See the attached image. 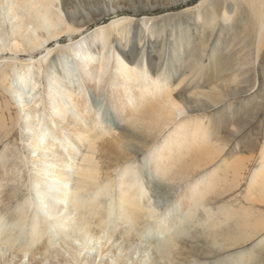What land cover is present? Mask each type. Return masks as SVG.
I'll list each match as a JSON object with an SVG mask.
<instances>
[{"label": "bare ground", "instance_id": "6f19581e", "mask_svg": "<svg viewBox=\"0 0 264 264\" xmlns=\"http://www.w3.org/2000/svg\"><path fill=\"white\" fill-rule=\"evenodd\" d=\"M55 1L0 0V82L13 88L15 94L28 96L21 105L24 121L31 120L28 127L31 136L25 141L30 150L25 148V158L35 165L31 180L34 193L21 200L9 214L6 211L18 193L17 188L10 185L17 177L18 166L9 165L8 160L1 165L0 243L5 249L0 250V264H128L129 251L117 260L104 258L109 251L107 240L111 238L106 228L114 221L117 228L121 226L120 237L114 240L117 248L132 244L133 236L153 224L159 229L153 245L155 264H182L178 260L182 254L180 243L182 238L186 239L188 231L184 233L183 227L174 228L165 216L172 211V219L177 216V219L193 220L200 207L205 217L197 220L201 227L199 232L207 233L211 244L217 247H221L220 236L224 243L234 245L263 230L264 218L254 216L258 214L254 210L250 209L251 213L242 209L243 218L238 219V226L228 231L223 221L204 206L208 193L220 184H229V176L217 175V166L194 177L183 189L179 188L171 211L154 210L150 195L143 197L145 186L138 183L140 180L150 183L149 175L155 178V186L164 182L172 186L175 180L187 181L195 172L217 160L229 145L230 136L243 130L246 116L258 118L264 111V0H204L199 7L144 17L140 19L141 24L149 28L145 44L141 43L139 26H132L130 16L98 24L72 48L83 49L82 58L75 66L65 69L64 64L51 61L55 69L46 75L47 85H42L39 93L41 71L33 77L31 70L22 67L27 63L19 57L32 58L52 42H59L65 34L86 29L95 17L87 16L85 10L103 1L121 3L123 0H60L59 4ZM163 20L172 22L167 35ZM129 35H132L131 41ZM113 38L116 45L110 52L108 47ZM8 53L11 56H7ZM50 53L49 48L43 59ZM97 54V59L90 62ZM73 68H78L76 73ZM255 69L257 82L251 81ZM59 76L63 81L55 86ZM88 77L93 87V82L97 87L107 82L113 85L115 94L108 101L123 115L126 127L119 129L108 124L96 129L95 124L100 120L91 113L95 103L88 97H80L83 82ZM256 85V92L252 93ZM65 88L66 102H71L78 114L88 119V124L70 114L58 96V90L63 92ZM243 95L249 98L239 104L241 112L243 108L246 110V115L239 119L240 127L232 128L230 118L235 113L222 114L220 119L211 117L207 124L200 117L183 119L193 112L220 107ZM231 104V101L226 103L222 111L228 110ZM5 124L0 113V131L8 134ZM171 124L175 127L163 137L159 148L145 157L143 165L147 169L143 168L140 174L134 169L135 165L120 170L115 185H119V190L115 194L110 173L119 165L121 157L118 155L122 154L123 159L126 155L133 156L136 153L133 148L147 147ZM218 128L226 134H220ZM135 130L140 131V135L135 134ZM107 136L117 144L113 145ZM262 137L264 140V134ZM58 139L63 145L57 143ZM136 141L140 144L134 143ZM113 146L121 153L117 155ZM258 153L264 154V141ZM111 155H115V159L111 160ZM48 157L51 158L48 160ZM228 164L225 163L226 169ZM243 164L242 158L230 162L232 183L237 182ZM113 166L115 168L111 169ZM260 169L263 173L258 171V175L251 177L255 181L248 195L250 203H264V166ZM48 196L51 201L47 200ZM5 218L8 220L2 224ZM27 224L29 241L23 243L19 235L25 233L23 227H28ZM222 228L225 233L220 232ZM260 240L255 248L228 253L212 263L251 264L255 259L254 250L264 247V239ZM34 244L35 248L31 249Z\"/></svg>", "mask_w": 264, "mask_h": 264}, {"label": "rangeland", "instance_id": "374dc122", "mask_svg": "<svg viewBox=\"0 0 264 264\" xmlns=\"http://www.w3.org/2000/svg\"><path fill=\"white\" fill-rule=\"evenodd\" d=\"M59 1L60 0H56L55 3L59 4ZM201 1H204V0H185L182 2L175 1V0H159V1L158 0H129V1L123 0L121 3L114 2V1L112 2L103 1L99 3L97 6H95L94 8H92L91 10H85L87 11L86 12L87 16H90V18L95 17L93 20V23L87 24L86 29L84 30L81 29L79 31L69 32L65 34L64 37L59 42L57 41L52 42L48 48L46 49L44 48L34 53L32 58L26 55L19 57L21 58L20 60L22 62L27 63L26 65H23L22 67L25 69L31 70L32 71L31 75L33 77L36 76V73L38 75L39 71H41V73L39 74L41 78L39 82L40 87L38 88L39 89L38 92L40 93L42 92V89H41L42 85L44 84L47 85L46 75L48 76V74H50L51 71L55 69L54 66H51V61L55 60L57 63L60 62L62 65L64 64L65 69L75 66V62L82 58L81 50L83 49L73 50L72 48L76 45V43H78L79 38H81L85 34H88L92 29H95L96 25L101 24L103 22L108 24L111 21V19L121 18V17H124V15L130 16L133 20L132 26L134 27L139 26V30L141 33V39H142L141 43L145 44L149 39V35H148L149 28H143L140 19H143L144 17L159 16L165 13L177 12L186 7H190V8L197 7V6L199 7ZM120 5L122 7H120ZM161 23L164 27V31L166 32V35L169 34L170 32L169 23H172V22L170 20H163L161 21ZM131 36L132 35H129L130 41L132 39ZM115 45H116V38H113L111 45L108 47L110 52L112 51L113 47H115ZM49 48L51 51L50 55L46 56L45 59H43V56L46 55ZM7 56H11V54L8 53ZM96 56H98V54L95 55L93 59L90 60V62L96 60L97 59ZM57 63H56V66H57ZM16 65L21 67L18 63H16ZM11 67H14V66L12 65ZM59 67L60 66H58V69L60 70ZM10 70L8 71L9 76L11 75ZM77 70L78 68L77 69L73 68V72L75 71L74 73H76ZM16 72L17 71H15V73ZM73 72L72 74H74ZM89 80L90 78L88 77L87 81L83 82V86L81 88L82 96L80 97L81 98L88 97L90 101H93L95 103V105H93L95 108L92 107L93 109L91 113L93 114L95 113L100 120L95 124L96 129L97 128L103 129L104 126L108 124L113 127L118 126L119 129L121 128L123 129L124 127H126L127 124L123 122V115H119L115 107L116 105L114 106L108 101L109 97L115 94L113 85H110L107 82V83H100L99 87H97V83L92 81L93 83H95L93 87L92 83L90 82L91 80L90 81ZM253 80L256 82L258 80V74L256 72V69L252 73L251 81ZM61 81H63V78H60L59 76L57 84H55V86H60L58 84ZM87 84L89 85V87H86ZM53 86L54 84H51V87ZM256 88H257V85L254 87L252 93L256 92ZM12 89L13 88L5 87L3 82H0V113L2 117L5 119V123H6L5 125L7 126L8 131H9L8 134H4L2 130L0 131L1 132L0 133V136H1L0 137V163H1L0 172L2 171L1 165H3L7 160L9 162L8 163L9 165L12 166L13 164H15L16 166H18V170L16 172L17 177L14 178L12 183L9 182V184L11 183L10 185H12L13 189L14 187L17 188L18 193L16 195V198L12 199L13 201L11 200L12 202H10L7 211L5 210L6 214L13 212V210H15L17 204L21 200H23L24 198L28 196H31L33 192V190H31V182H32L31 180L33 179V175L35 172L33 170L35 165L32 162L27 161L25 158L27 156V152L25 148L30 150V147L25 145L26 144L25 141L29 139L28 135L29 137L31 136V132H29L28 130L29 122L31 120H28V123L24 121V115H23L21 105L24 104L26 100H28V96H26V94L22 96L15 94ZM64 91H66V88L63 89V92L58 90V96L62 98L63 103L67 106L69 113L73 114L76 118H79V120L81 119L85 124H88V119H86V117H83L85 118L84 120L75 110L71 102L69 103L66 102V97L63 96ZM248 98H249L248 95H243L239 98L228 100L226 103L231 101L232 104L230 108L226 111L224 110L222 111L223 107L226 105L225 103L220 107L209 108L202 112L200 111L193 112L192 114L185 116V118L183 119H193L194 120L195 118L200 117L203 120H205L206 121L205 123L207 124V120L211 117H212L211 119H213L215 118V116H217V118L220 119L221 117H223V115L230 116L235 113L230 118V121L233 126L231 127L235 129L234 125H236V127L237 126L240 127V125L242 124L241 121L239 120L240 117L246 115L245 114L246 110H244V108L242 109V112L240 111L239 104L241 102L247 101ZM241 113H243L244 115H241ZM44 114L45 116L47 115L46 112H44ZM263 115H264V111L260 113V116H258V118L249 117L250 119H248L246 116L245 121H247L246 122L247 126L245 125L242 131L236 132L237 135L232 134L235 136L233 137L232 135L230 136L229 145L224 149V151L217 158V160H215L213 163L209 164L205 168L195 172L194 175L189 177L187 181L179 183L178 180H175L174 182L175 184L173 183L172 186L168 185L167 182H164L163 184L155 186V178L150 175L148 176V178L151 179L150 183L145 182V181L142 182L140 180L138 183L139 186L141 185L145 186L143 197L145 198L150 195L148 198L151 201L152 208L154 210L156 209L157 212H160V213L165 212L168 209H170L171 211L172 210L171 207L174 204V201L178 197L177 195L179 193L178 191L179 188L180 190L181 188L183 189L189 182L192 181L194 177H197L198 175H201V173L208 171L211 168H215L217 166L216 167L217 175L222 176L225 174L226 177L229 176L228 178L229 184H226L225 186H223V184H220L217 186V188L213 192H211V194L208 193L209 196L208 195L206 196L205 201H204V206L206 205L207 207L206 206L205 207L207 209H211L215 213L214 216L220 218L223 221V227L227 228L226 230L228 231H233L236 229V226H238V223H239L238 219L243 218L240 216V211L242 209L247 210L249 212H251V210L252 211L254 210L256 213H258V214H255L254 216L261 215L260 217L264 218V203L262 201H252L250 203L251 200H249V196H248L250 194L251 186L255 181V180H252L251 177L253 175L255 176L258 175V171H261L260 173H263L260 167L264 166V162H263L264 154L258 153L259 148L263 144V141H264L262 137L264 134ZM220 121H223V119H221ZM174 127L175 125L171 124L164 132H162L160 135L155 137V139H153V141L147 147L137 150L139 147L136 146L135 148H133V151H136V153L133 156L126 155L125 159H123L124 156L120 154L121 150L118 147L116 148V146H113V148L116 149L117 155L120 154L118 156L121 157L119 159L120 161H119V165L117 166V168L113 172L110 173L111 174L110 176L112 177L111 180L114 186L115 194L119 190L118 188L119 185L117 187L115 185H117L118 178H119L118 175H120L119 174L120 170L123 167L135 165L134 169H136L137 174H140L143 171L142 170L143 168L147 169L146 165L145 166L143 165L145 164V161H144L145 157L148 156L150 151L159 148L160 142L163 139V137L168 132L172 131ZM133 132L137 135H140V131L135 130ZM218 132L220 134H223V133L226 134L225 131L219 128H218ZM107 139L110 142H112L113 145L117 144L109 136H107ZM57 143L63 145L59 139L57 140ZM134 143L140 144V142L138 141ZM50 158L51 157H48V160ZM234 158L236 159L242 158L245 162V164L240 165V166H243L242 167L243 171L238 176L239 178L237 177V182L235 184L232 183L233 181L230 180L231 176H230L229 168H228L230 162L233 161ZM110 159L111 160L115 159V155H111ZM226 162L229 163L227 165L228 170L226 169V165H225ZM113 168H115V166H113L111 169ZM258 181L259 180H256V182ZM51 196H48L49 199L47 200L51 201L50 200ZM200 208L202 209V207ZM200 208H198L199 210L197 211L198 215L196 217H193V220L190 218L188 219L184 218V220L177 219V216L175 217V219H172V211L165 216V219L170 220L169 223L171 222L174 228L181 229L183 227L181 230L182 231L184 230L183 231L184 233L188 231V236L185 235L184 237H186V239L182 238L181 239L182 242L180 243V251L182 254L181 256L179 255L180 257H178V260L182 264L183 262L184 264H191V263L192 264H213L212 262H214L217 258L224 257L228 253L239 252L240 250L242 251V249H245V248H251V249L255 248L257 247L255 243L260 239L261 240L264 239V229L261 230L260 232H257L255 236H252L248 240L246 239L244 241H240L234 245H229L228 243L227 244L224 243L225 240H223L222 239L223 237L220 236L219 242H221L220 243L221 247H217L216 245L211 244V241L209 239L210 237L207 235V233L202 234L199 232L201 227L199 226L197 220L198 218L205 217L204 215L205 213L203 212V209L201 210ZM33 209L35 208L33 207ZM31 211L33 210L31 209ZM30 216H32V213ZM178 217L180 216L178 215ZM7 220L5 218L2 224H6ZM119 228H121V226L118 225V228H117L115 221L112 222V224L110 223L108 227L106 228V232H107L106 234L111 235V238H108L109 240H107L106 245H108L109 251L107 250L108 253L104 255V258H107L108 261L111 260V258L114 260L115 259L117 260V257L122 256L123 254H127V251H129L127 255L129 258L126 257L128 264H155V247L153 245H154L155 236L158 235L159 229L156 228V226L153 224L146 226L140 235L133 236V239H131V241L133 242L132 244L128 245L127 243H125L124 245H121V247L117 248L115 246L114 240H118L119 238L117 237H120V235L118 234ZM28 230H29V226L26 228L23 227V231H25V233L24 234L22 233L21 235H19L20 240H22L21 242L23 243L29 241L28 234L26 233L28 232ZM17 231L19 232L18 229ZM220 232L225 233V230L222 228ZM195 234H199V235H195ZM207 236H208V239H207ZM192 242H194L195 244L193 245ZM35 246L36 244L32 245L31 249H34ZM4 249H5L4 246L0 243V250H4ZM263 249L264 247L261 249L259 248V249L254 250L255 259L251 261L252 262L251 264H264V250ZM93 254L94 253H92V255Z\"/></svg>", "mask_w": 264, "mask_h": 264}]
</instances>
